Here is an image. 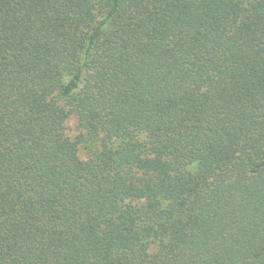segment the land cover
<instances>
[{"label":"trees","instance_id":"1","mask_svg":"<svg viewBox=\"0 0 264 264\" xmlns=\"http://www.w3.org/2000/svg\"><path fill=\"white\" fill-rule=\"evenodd\" d=\"M0 264H264V0H0Z\"/></svg>","mask_w":264,"mask_h":264},{"label":"rangeland","instance_id":"2","mask_svg":"<svg viewBox=\"0 0 264 264\" xmlns=\"http://www.w3.org/2000/svg\"><path fill=\"white\" fill-rule=\"evenodd\" d=\"M65 132L66 135L72 139L79 136L80 133H84L85 130L81 128L78 124L77 117L75 114H70L69 117L65 120ZM85 139L87 141L81 143L78 145V156L80 159L84 160L87 158V149L86 145L91 144L92 146L96 145V139H93L92 137L88 139L87 133L85 132Z\"/></svg>","mask_w":264,"mask_h":264}]
</instances>
